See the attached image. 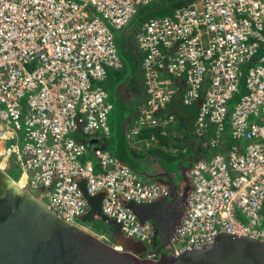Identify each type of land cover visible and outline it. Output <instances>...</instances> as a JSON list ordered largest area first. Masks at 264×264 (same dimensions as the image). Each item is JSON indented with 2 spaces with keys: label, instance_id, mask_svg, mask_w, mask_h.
Returning <instances> with one entry per match:
<instances>
[{
  "label": "built area",
  "instance_id": "2783aa9c",
  "mask_svg": "<svg viewBox=\"0 0 264 264\" xmlns=\"http://www.w3.org/2000/svg\"><path fill=\"white\" fill-rule=\"evenodd\" d=\"M152 1L0 0V167L17 165L15 176L9 172L16 182L70 222L80 224L86 196L100 193L101 213L145 243L155 224L130 204L152 203L171 187L100 145L88 150L75 135L108 133L112 103L103 81L122 66L113 30ZM133 42L145 97L127 138L148 143L155 134L141 133L156 127L178 135L175 114L162 110L181 90L183 104L199 102L194 133L223 149L189 165L169 251L201 247L220 233L264 240V0H190L146 18ZM242 79L246 91L231 108Z\"/></svg>",
  "mask_w": 264,
  "mask_h": 264
},
{
  "label": "water",
  "instance_id": "95a60500",
  "mask_svg": "<svg viewBox=\"0 0 264 264\" xmlns=\"http://www.w3.org/2000/svg\"><path fill=\"white\" fill-rule=\"evenodd\" d=\"M160 180L176 185L171 178ZM130 206L136 211L140 205ZM157 235L156 229L154 257L143 253L145 242L122 232L109 241L63 219L0 167V264H264V240L258 238L220 233L201 247L173 254L158 246Z\"/></svg>",
  "mask_w": 264,
  "mask_h": 264
},
{
  "label": "trees",
  "instance_id": "16d2710c",
  "mask_svg": "<svg viewBox=\"0 0 264 264\" xmlns=\"http://www.w3.org/2000/svg\"><path fill=\"white\" fill-rule=\"evenodd\" d=\"M188 1H190V0H160V1L150 2L147 4L141 5L137 9V12L132 17V19L129 21V23L125 27H123L125 30V33H126L125 34V36H126L125 40L127 41L126 44L131 46L133 49L131 58L133 59V61L136 65H139L138 62H139L140 57H141L140 50L135 46V44L133 42V35L135 34V31L138 28V26L146 18H148L152 15L166 14L165 12L167 10L173 11V9L176 6L187 3ZM118 53L122 59V66L120 68L125 69V66L127 65V58H125V56H123L122 53H120V52H118ZM120 68H118V69H120ZM134 69H136L135 73H134ZM132 72L137 76V79L140 81V84H141L142 81H141L140 67L139 66H137V68L134 67ZM136 89H138V83L137 82L134 85V90H132V88H130V91H128L127 96L131 95L130 94L131 91H134V93H135ZM245 91H246V88L243 84V79H242L239 90L234 94V96L232 97L230 102L233 100L236 101L239 98V96L242 93H244ZM108 94H109V92H108ZM181 94H182L181 90H178V92L175 94V96L172 98V100L162 110V114L164 116H167L168 114H171V113L175 114L177 120L174 123V127L179 134L175 135V134L170 133V132L168 134H161L160 128L156 127V128H145L141 133V137L144 138L145 136H148L151 133L155 134L156 143H157L158 147H156V146L151 147L152 149H149L150 153H154V154L159 155L160 154L159 149L161 148L160 146L164 145L165 143L169 144L170 146H179L181 148H184L185 155H184V152L182 155L179 154L181 158L183 157L181 160V165L183 162H185V165H183V166H188L189 159H191V158H188L189 155L195 154V157H197V156L208 157L211 154L215 153L216 151H222L223 149H221V147H210L208 144H206L205 140L208 137V135L200 136V135H196L194 133V119L197 115V109L199 106V102L194 101L191 104H183L181 102ZM132 117H133V115L130 117V119L128 121L132 120ZM226 128H227V125H226ZM213 130H214V125L209 124L208 125V132L211 133ZM127 132H128V126L126 129L125 135H124L123 143L121 144L120 147L116 148L115 150L114 149L111 150V152L114 155H116L117 157H119L122 161L129 164L132 168L139 171V170H141V168H144V167H141V164L137 160V156H135L136 154L134 153V151H131V149L128 148ZM147 151H148V149H147ZM167 159H170V158H167ZM162 167L166 168V167H164V165H162ZM181 172H182V178L180 181H183L186 179L185 178V172H183L182 170H181ZM173 173H174V175H176L177 171H175ZM170 175H172V173H170V169H167V168H166L165 172L161 173V174H146V176H150V177H155V176L166 177L167 176L166 178H171ZM171 179L174 180V178H171ZM86 197L88 200V206L93 208V210L95 209L96 211H94V212L86 211L83 215H81V217H80L81 220H90L92 218V215H94V213H97L98 210L100 209V200H101V194L100 193H98L96 195H87ZM136 212L138 214H140L142 212L141 206H138L136 208ZM151 219L154 221V218H151ZM105 221H107V220H105Z\"/></svg>",
  "mask_w": 264,
  "mask_h": 264
},
{
  "label": "rangeland",
  "instance_id": "374dc122",
  "mask_svg": "<svg viewBox=\"0 0 264 264\" xmlns=\"http://www.w3.org/2000/svg\"><path fill=\"white\" fill-rule=\"evenodd\" d=\"M152 2H156V1H152ZM165 13L171 14L172 10H167ZM125 34L126 33L124 28L113 30L114 40L118 52L122 53L123 56L127 58V65L125 66V69L109 68L107 78L103 81V85L105 89L109 92L108 94L109 100L112 103L111 110L107 115V120H106L108 126V133H105L102 127H100L92 135H86L82 132H77V134L75 135L77 138H79L87 145L88 150H92L96 145H100L101 147L109 150H113V149L115 150L116 148L120 147L124 141V135L127 129L128 120L132 115L134 116L135 114L134 109L136 104H138L145 97V92L142 87V84H140V81L137 79V76L134 74L136 72V69H134V73L132 72L133 68L134 67L137 68L138 65H136L133 59L131 58L133 49L131 46L126 44L127 41L125 40L126 39ZM244 76H245V70H244ZM136 82L138 83V89L135 90L136 91L135 93L134 91H131L130 92L131 95L127 96V93L128 91H130V88L134 90V85L136 84ZM234 102L235 100L230 102L231 108L233 107ZM132 120H130V122ZM93 136H96L97 141L94 143H90L89 140ZM129 141L132 142V140L127 139V142ZM149 146L158 147L156 143V139L150 140L148 142V147ZM144 147L148 148L147 146ZM160 147L161 148L159 149L160 150L159 161L167 169L173 170V171L170 170V173H172L170 177L174 178L177 185L182 178V172L179 168L181 165V160L183 158V157L181 158L180 155L183 154L184 148H181L179 146H170L167 143L161 145ZM137 152H139V150ZM91 159L94 163L96 162V159L94 157H91ZM182 165H185V162H183ZM17 170H18L17 165H13L8 172H10L15 176L17 174ZM141 171L149 174L147 170H143L142 168ZM175 171H177L176 175H174L173 173ZM187 176L188 174L185 173V177ZM77 221L80 222V224L83 225L84 227H89L92 230L96 231L97 233H100L99 230L103 229L105 225V219L102 216H96L91 218L90 220L77 219ZM105 239L112 241V239L110 238H105Z\"/></svg>",
  "mask_w": 264,
  "mask_h": 264
},
{
  "label": "crops",
  "instance_id": "0c3cea01",
  "mask_svg": "<svg viewBox=\"0 0 264 264\" xmlns=\"http://www.w3.org/2000/svg\"><path fill=\"white\" fill-rule=\"evenodd\" d=\"M141 81H142V79H141ZM141 84H142V87H143V83L142 82H141ZM127 139H129V138H127ZM145 140L146 139L144 138L143 139L144 143H142L140 146H136L137 143L135 142V140H132V142L129 141V142H127L128 148L131 149V151H134V153L136 154L135 156H137V160L141 164V167H144V168H142L143 170H147L149 172V174H161V173H164L166 168L162 167V164L159 161V159H160L159 155L158 154H154V153H150L149 149H152V148L150 146L148 147V143L146 142L147 140L146 141ZM96 141H97L96 136H93V137L90 138L89 142L90 143H94ZM144 146H147L148 148H145ZM139 147H141V148H139ZM147 149H148L149 152L147 151ZM107 150H109V149H107ZM138 150H139V152H137ZM109 151L111 152V150H109ZM180 169L183 172H185L186 166L180 165ZM140 171L141 170H139V172ZM171 171H173V170H171ZM141 172L146 176L147 173H144L143 171H141ZM146 177L150 178V179H156V180L167 179L166 177H158V176H155V177L146 176ZM164 183H167L171 187V190H172V193H173V191L181 188L184 185V180L183 181H179L178 185H174V186H172L170 182H164ZM150 204L151 203H149V204H141L140 205L142 212L140 214H138V215L141 218H143V219H151V217L148 216L145 213V211H144L145 210L144 208L146 206L150 205ZM86 211L94 212L96 210L95 209L93 210V208H91L90 206H87V210ZM101 215H102V213H101V211L99 209L97 213H94V215H92V218L96 217V216H101ZM86 228H88L89 230L97 233L96 231L92 230L89 227H86ZM156 229H157V227H156ZM99 232L100 233H97L99 236H101L103 238H110V239H112V241H114L115 239H117L118 236H120V232L121 231L117 227L116 223L113 220L109 219V220L105 221L104 228L100 229ZM163 238L164 237H162L160 235V232H159L158 235H157V238H156V241H158V243H157L158 245L159 244L160 245L163 244V242H164ZM131 243H132V245H131L132 249H136L137 244L132 242V241H131ZM146 244H147V250L146 251L155 250L154 247H153L155 243L151 242V243H146Z\"/></svg>",
  "mask_w": 264,
  "mask_h": 264
},
{
  "label": "flooded vegetation",
  "instance_id": "af4514ba",
  "mask_svg": "<svg viewBox=\"0 0 264 264\" xmlns=\"http://www.w3.org/2000/svg\"><path fill=\"white\" fill-rule=\"evenodd\" d=\"M194 157L195 154L189 155L188 158L191 159H189L188 165L192 163ZM188 167L189 166H186V173L188 171ZM186 186V189L189 190L191 186L189 176L188 178L186 177V179L184 180V185L181 188L173 191V193L171 190V194L166 197L158 198L153 203L144 208L145 213L147 215H151L154 218V223L157 227L158 233L160 232V235L164 237L163 244L158 245L162 250H170L169 239L175 227L179 223L185 209V200L188 192L185 189ZM184 190H186V193ZM146 252L144 251L143 253L146 254Z\"/></svg>",
  "mask_w": 264,
  "mask_h": 264
},
{
  "label": "bare ground",
  "instance_id": "6f19581e",
  "mask_svg": "<svg viewBox=\"0 0 264 264\" xmlns=\"http://www.w3.org/2000/svg\"><path fill=\"white\" fill-rule=\"evenodd\" d=\"M2 165H3V162L0 163V166H2Z\"/></svg>",
  "mask_w": 264,
  "mask_h": 264
}]
</instances>
